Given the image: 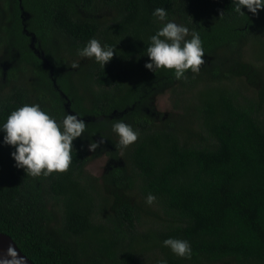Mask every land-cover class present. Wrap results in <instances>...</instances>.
I'll return each mask as SVG.
<instances>
[{
    "label": "trees",
    "instance_id": "trees-1",
    "mask_svg": "<svg viewBox=\"0 0 264 264\" xmlns=\"http://www.w3.org/2000/svg\"><path fill=\"white\" fill-rule=\"evenodd\" d=\"M157 7L200 33L206 63L186 80L144 66ZM242 10L232 0H0V124L25 103L80 113L91 140L110 136L118 163L91 176L89 139L77 138L67 172L34 178L0 131V233L34 264H264V63L245 58L264 45V9ZM93 37L115 45L104 68L77 54ZM167 87L165 116L151 102ZM117 119L140 131L120 156ZM170 236L191 243V259L163 246Z\"/></svg>",
    "mask_w": 264,
    "mask_h": 264
},
{
    "label": "clouds",
    "instance_id": "clouds-1",
    "mask_svg": "<svg viewBox=\"0 0 264 264\" xmlns=\"http://www.w3.org/2000/svg\"><path fill=\"white\" fill-rule=\"evenodd\" d=\"M232 3L240 15H245L242 10L244 8L253 15L264 9V0H232ZM152 16L161 26L148 37L145 55L149 59L145 68L152 72L172 70L176 80H186L189 70L194 74L199 73L201 66L206 63L200 33L169 19V13L164 7L155 8ZM114 50L115 45L102 44L93 37L77 49V54L82 58L94 59L104 68L112 59ZM79 66L76 62L71 64L72 68ZM0 131L4 133L2 143L14 147L10 155L14 158L15 167L23 169L27 176L34 178L67 172L73 161V141L77 138H88L87 148L91 152H95L107 138L100 134L99 140H91L94 134L86 135L87 124L80 113L66 112L57 118L38 103H25L11 111L0 124ZM111 132L118 138L114 143L117 151L134 144L140 136L138 129L122 119L111 124ZM156 199L149 192L145 203L151 205ZM162 244L179 258L191 259L193 255L191 243L187 239L170 236ZM0 264H29V260L18 252L14 243H9L6 249L0 251ZM156 264H168V260L160 258Z\"/></svg>",
    "mask_w": 264,
    "mask_h": 264
},
{
    "label": "rangeland",
    "instance_id": "rangeland-1",
    "mask_svg": "<svg viewBox=\"0 0 264 264\" xmlns=\"http://www.w3.org/2000/svg\"><path fill=\"white\" fill-rule=\"evenodd\" d=\"M5 54V53H4ZM2 54L0 56V71L4 70L6 71V68L8 67V63H6V57ZM4 56V57H3ZM264 45L261 43H254L249 44L246 48V60L254 63L257 65L258 59H260L264 63ZM4 60V63H3ZM210 60V59H209ZM0 73V81L3 80V76L5 73ZM173 95L172 92H170V87L165 88L161 94L156 96L152 102H151V108L154 109L155 112L161 113L165 116L171 114L174 111L173 108ZM105 141L102 145H100L95 152L89 151V155L93 157V160L87 167L88 173L93 176L100 178L103 176L104 173H106L108 170H110L113 165L118 164L114 162L110 156L111 145H110V136H106ZM100 137L97 139L99 140ZM118 156L121 154V150L117 151ZM120 162V161H117ZM222 264V263H217Z\"/></svg>",
    "mask_w": 264,
    "mask_h": 264
},
{
    "label": "water",
    "instance_id": "water-1",
    "mask_svg": "<svg viewBox=\"0 0 264 264\" xmlns=\"http://www.w3.org/2000/svg\"><path fill=\"white\" fill-rule=\"evenodd\" d=\"M9 243H14V241H13L10 237H8V236H6V235L0 233V251H3L4 249H6ZM14 244H15V243H14ZM15 246H16V244H15ZM16 248H17L18 252H19L21 255H24V254L19 250V248H18L17 246H16ZM24 256H25V255H24ZM28 260H29V259H28ZM29 264H34V263H33L31 260H29Z\"/></svg>",
    "mask_w": 264,
    "mask_h": 264
}]
</instances>
